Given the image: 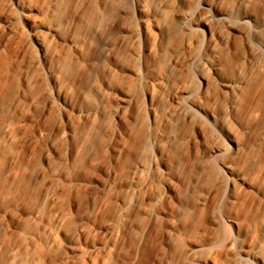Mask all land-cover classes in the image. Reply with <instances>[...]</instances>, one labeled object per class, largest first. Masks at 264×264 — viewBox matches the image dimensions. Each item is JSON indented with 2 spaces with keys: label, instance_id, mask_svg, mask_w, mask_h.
<instances>
[{
  "label": "rangeland",
  "instance_id": "rangeland-1",
  "mask_svg": "<svg viewBox=\"0 0 264 264\" xmlns=\"http://www.w3.org/2000/svg\"><path fill=\"white\" fill-rule=\"evenodd\" d=\"M0 264H264V0H0Z\"/></svg>",
  "mask_w": 264,
  "mask_h": 264
},
{
  "label": "bare ground",
  "instance_id": "bare-ground-1",
  "mask_svg": "<svg viewBox=\"0 0 264 264\" xmlns=\"http://www.w3.org/2000/svg\"><path fill=\"white\" fill-rule=\"evenodd\" d=\"M210 6H211V5H210ZM212 8H215V7H212ZM208 18H209V17H208ZM217 18H218V19H222V17H217ZM205 24H207V21H205ZM231 25H232V24H231ZM144 27L146 28V30H145V28H144L143 32L147 34V25H145ZM40 28H42V27H40ZM50 32H52V29H50ZM137 38H138V36H137ZM35 39H36V41L38 42V44L40 45V47H42V48H45V47H46V45H47V41H48L47 37L45 38V37H43L41 34H39V33L37 32V33L35 34ZM138 55H140V54L138 53ZM178 57H179V56H178ZM209 60H210V58L206 61V64H210V61H209ZM182 94H183V96H184V95L189 94V93H187L186 90H184V91L182 92ZM60 96L62 97L63 101L66 102V101H65V98H64L61 94H60ZM188 113H189V111H188V107L184 104L182 98L177 96V97L174 99L173 106H172V108H171V118H177V119H179V118L182 117V116L187 117ZM238 148H239V147H238ZM138 167H140V166H138ZM241 179H242V182H243L244 184H248L246 178H243V177H242ZM255 252H256V251H255Z\"/></svg>",
  "mask_w": 264,
  "mask_h": 264
}]
</instances>
